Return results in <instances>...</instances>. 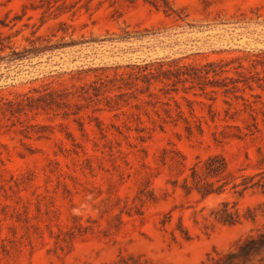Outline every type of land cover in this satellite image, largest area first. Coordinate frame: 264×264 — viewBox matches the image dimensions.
I'll return each instance as SVG.
<instances>
[{
    "label": "rangeland",
    "instance_id": "1",
    "mask_svg": "<svg viewBox=\"0 0 264 264\" xmlns=\"http://www.w3.org/2000/svg\"><path fill=\"white\" fill-rule=\"evenodd\" d=\"M66 1L76 4L75 14L70 11L58 18L47 14L42 23L44 9L39 7L40 0H0V21L8 24H0V31L5 36L12 35L20 48L36 28L39 35L51 36L56 31L54 40L59 39L64 34L58 31L60 20L67 24L66 41L87 40L37 56L0 61L2 94L26 91L37 77L53 75L56 84L71 85L101 73L94 69L79 73V69L109 67L113 73L117 66L121 70L127 64L159 59L182 57L187 62H204L241 55L244 50H264V0H171L185 21L144 0L134 4L124 0ZM87 2L89 10L85 7ZM175 95L187 115L188 102L181 96L197 101L194 113L202 117V134L189 135L183 122L177 126L166 123L163 130L158 127L151 133L138 131L139 127L153 126L152 119L157 116L151 106L147 107L150 115L141 111L140 120L123 114L129 107L103 111L88 108L69 118L30 113L22 118L24 123L50 126L31 135L21 130L19 122L13 125L9 121L0 133V238L11 234L14 219L6 207L21 206L22 203L17 204L19 197L30 202L32 217L37 215L39 206L43 211L58 210L60 215L55 223L62 226L71 220L72 214H80L84 220L89 216L98 219L103 227L124 204L112 206L117 198L132 200L147 180L159 200L147 201L142 216L124 213V225L118 234L79 240L64 256L48 251L52 246L48 236L46 245L31 247L25 243L10 255L1 253L0 241V264H119L120 256L129 254H141L153 264H202L209 253L229 249L264 224V217H260L256 222L244 220L230 226L217 223L210 216L211 209L223 199L238 200L242 210L257 205L264 201L259 190H249L241 198L233 192L205 199L197 193L187 195L171 183L175 178L173 161L169 157L163 160L165 151L176 155L178 150L190 167L210 154L224 153L236 174L264 170V85L255 84L252 90L245 91L246 98L260 111V131L243 139L228 137L223 142L216 141L213 133H236V128L226 127L235 124L245 131L251 122L248 110L230 119L225 115L229 105L221 94L215 95V100L209 94L194 92ZM231 102L232 111L234 107L243 108L242 100ZM210 104L218 111L215 120L210 117ZM78 117L83 128L76 120ZM94 117H99L103 129H99ZM38 198L42 199L40 205ZM105 210L108 212L104 213ZM168 212L172 220L163 226L161 221ZM180 220L190 230L192 239L186 240L174 230Z\"/></svg>",
    "mask_w": 264,
    "mask_h": 264
},
{
    "label": "trees",
    "instance_id": "2",
    "mask_svg": "<svg viewBox=\"0 0 264 264\" xmlns=\"http://www.w3.org/2000/svg\"><path fill=\"white\" fill-rule=\"evenodd\" d=\"M40 1L39 7L44 9L41 17L42 23H44L47 14L58 18L70 11L73 14L76 12L74 10L76 4L68 3L66 0ZM124 1L134 4L137 0ZM144 1L158 9L162 8L167 15H177L180 20L185 21L171 0ZM85 7L87 10L90 9L89 2L85 4ZM0 24L3 27L8 26L5 21H0ZM65 26H67L66 21L60 20L58 31L61 30L64 34L57 40H54V37L57 36L56 31L51 36L39 35L38 28H36L30 37L25 38L27 43L21 48L13 42L12 35L5 36L0 31V52L8 51L6 54L0 55V61H13L37 56L47 51L87 42V40L72 38L66 41L67 28ZM119 68L121 66H117L113 73L109 72L111 69L109 67L79 69L77 71L79 73L91 69L101 70V73L96 74V77L91 80L73 82L71 85L56 84L55 77L48 75L32 79L33 85L23 92L5 95L1 93L2 89L0 88V133L3 128L9 125V121H13V125L16 122L22 124L21 130L25 131L27 135L41 133L50 127L39 122L24 123L25 120L22 118L30 113L34 115L47 113L69 118L72 115L78 116L88 108H92L93 111H103L129 107L127 110H123V114H127L128 118L135 117L140 120L141 111L150 115L147 107L151 106L157 116L152 119L153 126L139 127L138 131L149 130L148 133H151L158 127L163 130L166 123H173L177 126L183 122L189 135L202 134L204 132L202 117H197L194 113V104L197 101L190 100L187 96H181L188 102L190 115H187L182 103L175 95L181 91L184 93L194 92V95L209 94L213 100L217 98L215 95H223L225 103L229 105L225 109V115L230 119H236V116L241 115L242 112L249 111L251 122L247 123L245 131L238 124L227 125L226 127L236 128L237 132L233 134L227 131L214 132L216 141L223 142L228 137L243 139L247 135H254L260 131L257 116L260 111L254 107L253 101L246 98L245 91L246 89L252 90L255 84L264 85V50H244L241 55L204 62H187L184 58L177 57L127 64L123 66V69ZM233 100H242L243 108L234 107L232 111L231 101ZM209 107L211 120H215L218 111L213 108V104H210ZM261 113L264 122V110ZM94 119L97 121L99 129H103L99 117H94ZM76 120L83 128L84 123L81 119L78 117ZM41 135L39 134V136ZM175 154L170 155L165 151L163 160L165 161L169 157L173 161L175 178L171 183L175 187L181 188L187 195L197 193L202 199H205L210 196H221L227 192H233L241 198L249 190H259L264 194V170L253 174H236L230 168L229 160L224 153L210 154L206 159H199L188 167L185 156L178 150H175ZM23 200L22 197H19L17 204L22 203L21 206L7 205L6 207L8 208L7 213L14 219V224L10 226L11 234L0 238L2 254L10 255L12 252L20 250V247L25 243L31 247L39 243L46 245L48 236L52 241V246L48 248V251L57 256L67 255L79 240L84 241L95 235L108 237L111 234H118L124 225V213L142 216L144 215V204L147 201L157 202L159 196L151 186L150 180H147L132 200L117 198L116 203L112 206L120 205L121 202L124 204L119 206V213L107 221L106 227H103L98 219L89 216L84 220L80 214H72L71 220L62 226L55 223L60 215L58 210L47 208L43 211L39 206L37 215L32 217L29 211L30 202L25 203ZM41 202L42 199L38 198L37 203L40 205ZM103 212L106 213L108 210ZM210 216L217 223L230 226L240 224L244 220L256 222L258 218L264 217V201L255 206H247L245 210H242L238 200L223 199L211 209ZM171 220L172 214L168 212L161 223L165 226ZM174 230L179 231L186 240L193 237L182 220L178 222ZM1 231L0 224V233ZM119 264L153 263L143 258L141 254H129L121 255ZM202 264H264V224L252 229L229 249L214 250L209 253L208 258Z\"/></svg>",
    "mask_w": 264,
    "mask_h": 264
}]
</instances>
